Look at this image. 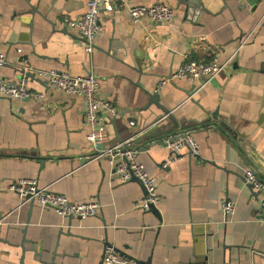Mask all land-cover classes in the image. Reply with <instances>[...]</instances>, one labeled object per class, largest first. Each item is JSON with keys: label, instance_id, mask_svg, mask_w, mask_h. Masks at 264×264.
Here are the masks:
<instances>
[{"label": "crops", "instance_id": "1", "mask_svg": "<svg viewBox=\"0 0 264 264\" xmlns=\"http://www.w3.org/2000/svg\"><path fill=\"white\" fill-rule=\"evenodd\" d=\"M120 2H163L175 15L169 23H134L126 5L102 11L103 30L87 53L69 23L85 13L86 0H0L2 74L16 81L27 72L28 88L45 93L0 95L2 185L36 179L73 202L102 203L97 215L80 220L37 204L18 209V194L0 190V219L12 212L0 223V264H105L108 243L130 264H264V196L244 179L250 167L264 179V0ZM190 58L232 60L201 89L182 78L157 91ZM47 69L98 77L100 96L118 108L114 116L103 112L107 144L168 112L186 128L165 135L192 132L199 154L185 150L174 161L165 145L143 150L164 134L130 143L157 181L155 210L136 206L146 194L141 183H122L106 158H95L102 144L87 139L85 98L35 73ZM225 199L236 203L234 214L224 213Z\"/></svg>", "mask_w": 264, "mask_h": 264}, {"label": "built area", "instance_id": "2", "mask_svg": "<svg viewBox=\"0 0 264 264\" xmlns=\"http://www.w3.org/2000/svg\"><path fill=\"white\" fill-rule=\"evenodd\" d=\"M86 3L87 10L85 13L69 23L78 30L80 37L85 41L86 52L92 53L96 47V39L103 30L100 23L102 11L112 12L119 6L124 7L126 4L121 3L120 0H86ZM126 8L134 23L140 22L143 17H149L156 23H169L175 15L174 8L163 2H155L151 5L129 4L126 5ZM231 60L229 58L225 63H221L217 58L208 61L190 58L177 71L162 78L158 83L157 91H160L171 81L182 78L194 83V87L197 86L196 89H201L223 71ZM6 63V56L0 52V95L2 97L20 100L27 98L44 99L45 93L32 91L28 88L27 72H24L16 81L6 79L2 74V69ZM35 73L44 78L47 84L54 89L84 97L86 100L84 122L90 127L87 135L88 141L95 147L108 143L109 135L103 126V112H108L111 116H114L118 113V108L114 103L100 96L98 77L94 73L89 72L86 75L74 76L68 72L55 69L40 70ZM168 114L164 118H167ZM135 124L134 121L131 122V126H135ZM134 138L135 136H131L116 143L104 145L95 158H106L122 183L136 177L146 190L144 198L136 206L149 209L151 205H156L160 201L157 194V181L149 174L145 165L139 161L138 150L130 147V143ZM166 143L170 161H174L185 150L194 155L199 154V144L191 131H187L185 136L182 137L168 138ZM259 177L255 169L251 167L245 169L244 179L246 184L252 186L253 190L264 196V179H259ZM4 188L18 194V209L27 203L34 202L42 209L52 208L64 217H76L84 220L97 215L102 208V203L97 200L73 202L66 195L54 192L47 187H40L36 179H20L18 182L8 184L7 187H4L0 181V190ZM221 207L227 216L232 215L235 213L236 203L233 200L225 199ZM11 215L12 212L4 215L0 219V223H5ZM104 263L130 264L131 259L121 254L114 245L109 244L105 248Z\"/></svg>", "mask_w": 264, "mask_h": 264}, {"label": "water", "instance_id": "3", "mask_svg": "<svg viewBox=\"0 0 264 264\" xmlns=\"http://www.w3.org/2000/svg\"><path fill=\"white\" fill-rule=\"evenodd\" d=\"M188 95L190 96L191 93L188 92ZM152 100H155L158 102L159 98H158V95L157 94H153L152 95ZM163 108V112L167 113V109L162 107ZM169 113V112H168ZM173 114L172 113H169L167 117H169L171 120H173L172 124L169 125V124H166L164 123V121H166V118L163 117H160L162 119H158L157 117L155 119H153V121L149 124V122L147 123V121H144L143 124H137L135 127H132L131 128V134H130V137L131 136H135V138L133 139V142L134 143H137V144H140L142 143V141L144 139H151L153 137H155L156 135H165L167 133H171L173 131H175V128L179 127L181 130L185 129L186 128V125L185 124H179V123H176V121L173 119ZM214 115H216V112L214 113ZM159 117V116H158ZM158 119V120H157ZM175 121V122H174ZM171 123V122H170ZM166 124L165 126H168L166 129L165 128H162L163 125ZM164 126V127H165ZM185 133L186 132H183L181 133L180 135H173V136H170V135H165V138L164 140L160 143V142H155V143H151L150 146H146L143 148V150H146V149H150L152 146L156 145V144H159V145H167L166 143V140L168 138L170 139H174V138H177L179 136H185ZM102 148L104 147V145L102 144L101 145ZM101 148V149H102ZM259 179H261V177H259ZM132 180L134 181H138L140 183V181L136 178V177H133ZM142 185V184H141ZM143 186V185H142ZM144 187V186H143ZM251 189H252V186H250ZM145 189V188H144ZM146 192V190H145ZM260 193V192H259ZM258 193L257 192H254V195L256 196ZM35 203L34 202H31V205H34ZM263 204H264V201H263ZM155 207L156 205H151L150 208H152L153 210H155ZM29 220V219H28ZM30 224V221H26L25 223V226H24V233H26V230L28 228V225ZM110 243H108L107 245H109ZM104 260V258H103ZM23 263V262H22Z\"/></svg>", "mask_w": 264, "mask_h": 264}]
</instances>
